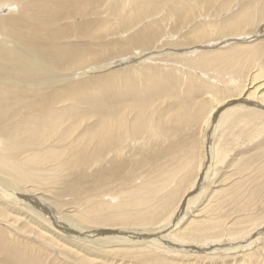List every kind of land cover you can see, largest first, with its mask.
Returning <instances> with one entry per match:
<instances>
[{
    "label": "bare ground",
    "instance_id": "obj_1",
    "mask_svg": "<svg viewBox=\"0 0 264 264\" xmlns=\"http://www.w3.org/2000/svg\"><path fill=\"white\" fill-rule=\"evenodd\" d=\"M216 1L0 0L6 11L0 13V264H45L41 255H23L26 250L44 251L59 264H183L181 258L193 260L186 264H252L250 247L264 239V231L252 230L263 218L235 236L220 231L224 218L203 214L229 189L221 187L195 209L197 220L179 228L185 205L189 209L202 194L190 193L209 177L204 160L226 157L211 137L221 129L224 137L233 135L228 131L240 124L257 130L264 124L255 119L264 116L260 48L203 49L227 45L224 38L261 35L256 22L264 0H251L215 32L204 27L184 43L167 40L171 36L157 20L164 6L185 26L199 17L201 5ZM219 1L218 12L235 2ZM104 23L105 35L95 34ZM104 38L102 46L88 41ZM169 46L193 47L161 53ZM197 66L235 69L237 75L214 71V82L210 70L204 76L190 71ZM141 74L148 89L139 84ZM216 79L226 91H218ZM103 90L124 99L115 97L117 108L108 111L101 103L87 114L76 107L86 93ZM223 236L249 238L221 251L214 246ZM136 248L140 256L128 254ZM239 249L236 260L223 255Z\"/></svg>",
    "mask_w": 264,
    "mask_h": 264
},
{
    "label": "rangeland",
    "instance_id": "obj_2",
    "mask_svg": "<svg viewBox=\"0 0 264 264\" xmlns=\"http://www.w3.org/2000/svg\"><path fill=\"white\" fill-rule=\"evenodd\" d=\"M249 1H251V0H249ZM249 1H247L243 4H241V3L239 4V0H235V2L233 4L234 6H231L230 8L226 9L223 12L217 11V8L220 6V4H222V1L218 0L212 6H207V5L203 4L200 6V9H199V12H200L199 17L188 22L185 26H184V24H180L181 21L178 19L177 15L174 16V14H172L171 12L166 13L165 11H166L167 7L164 8V6H163V7H160L159 10L157 11V12H159L162 9H164V10H162V17H158L157 20L161 21V24L166 29V32H169V34L171 36L167 40L171 41V43H176L177 41L183 40V43H184V41H186L187 38L194 37L195 34L197 33V31L201 30L204 27H210V28H212L213 32H215L216 27L221 26V24L223 22H227L234 15L240 14V12L243 13V11L245 10L244 8H248L249 6H251L252 1H251V3ZM248 2L250 4H248ZM10 9L12 10L13 7ZM6 10H8V9H6ZM4 12H6V11L5 10L0 11V13H4ZM105 15L107 16V13L104 14L102 18H104ZM256 23H257V27L258 28L262 27V29L264 31V14L263 13L260 16V19L257 20ZM102 26H105V27L96 29L95 34L105 35V28H107L108 26H106V24L102 25ZM110 27L116 28L115 25H113V24H112V26H109V28ZM244 36L241 35L240 37H233L231 39L230 38H226V39L224 38L222 40H227L228 41L227 45L224 44V45H218V46L207 47V48H205V46H203V49H207L208 51L214 49V50H220V52H224L227 49L234 47V46H244V45H251V47L255 46L256 48H260V50H258V51H261V53H262L261 56L257 57L258 58L257 61L259 60L261 62V64L264 65V32L261 33V35L258 34L255 36V33H254V34H247V37H244ZM222 40H220L218 42H222ZM88 41H89V43H92L94 47L105 45V38L102 40L89 39ZM230 42H231V44H229ZM205 44H207V43H205ZM205 44H203V45H205ZM192 47L193 46H183V47H180V46L170 47L169 46L166 48L163 47L161 49V50H163L161 53H163V52H165V53H169V52L170 53H172V52L180 53V52L185 51L187 49H190V48L192 49ZM142 59H144V58H142ZM117 63L120 64L122 62H117ZM248 63L249 62L246 59L243 60V64L245 65V67L247 69L250 67V65ZM98 65L100 66V64H98ZM180 68L181 67H178L177 70L181 73V71L179 70ZM185 69H188V68L185 67ZM189 69L191 72H193L197 76H199V75L204 76L206 71L210 70L209 72L213 73L212 75H210L212 77V80L214 79L213 76L215 78L218 77L214 74V71H218L217 69H219V68L214 67V66H208V67L197 66V67H193V68H189ZM100 70L105 71V70H110V69H100ZM137 70H139V68ZM91 71H93V70H91ZM217 73H219V75L221 77H226V78H230L233 75L234 76L237 75V71H235V69H226V68H221ZM140 77H141V80L139 83L140 86L142 88L148 89V80H149L148 77L147 76L144 77L143 74H141ZM262 78H264V74H263ZM216 82H217L218 88L220 89V90H218L220 93H222V91L223 92L226 91L225 86H224V82H222V81L219 82L218 79H216ZM202 88H204V87H202ZM201 92L203 93V91H201ZM115 97H116V99L121 98L120 95L117 96L115 94H110V93L105 95V90L97 91L96 94H92V93L88 92V93H86V95L84 97H81L80 99H78V101H76L75 105L77 108H80L81 111H84L85 114H87L88 112H91L92 108H93V110H97L98 108H100L98 105L99 103H101L103 105L101 107L102 109L108 111V109H110V108L111 109L117 108V105H113L114 103H116V101L112 102L113 100H115ZM179 97H182V96L179 95ZM123 99L124 98L117 100L118 103L121 102ZM105 103H107L108 107L104 106ZM229 105H231V104H229ZM229 105L225 106L224 110L227 109L228 107H230ZM85 107H87V108H85ZM238 108H240V107H238ZM91 113H93V112H91ZM256 117H257V118H255L256 124L261 122L264 119V116H262V115H258ZM231 123L233 124V122H231ZM243 125L240 124L238 128H236V129L233 128L232 130L228 131L229 132L228 135L233 134V133L234 134L227 136V137L225 136L226 138L222 135L223 134L222 129L211 137V141H213L214 145L220 144L221 148H223V152H222L223 155L222 156H224V154H226V157H225L223 162H220L222 159L221 155L216 157L215 159H213L211 161L208 158H206L204 160L203 170L206 171L207 168L211 169V170H209V173H208L209 177H207L206 179L203 178L202 182H200L201 180L199 181V183H201L199 186L204 185L203 188L201 187V188H199V190H197V186H196L195 190L190 193V194H192V196H194L196 194H201V193L202 194H201L200 199L196 203H192L191 205H189V209H188V207H186L187 205H185V210L183 212H181V215H179V221L181 223L179 228H188L190 225V223H189L190 221L197 220L195 218V216L197 215V212L195 211V209H199V208L203 207L204 205H207L209 202V199H211L212 196H213V198H216V196H217L216 191H218L222 188L223 189H229V190L233 191L231 194H229V196H233L234 198H228L229 196H226L225 198H223L220 201V203H215L216 202L215 201L213 203V205L209 208V210L212 209L211 212L210 211H204V213H203L208 218L209 217H214V218L215 217H221L222 219L224 218L223 220L225 221V223L227 222L226 223L227 225L225 224L226 225L225 229H222L220 231H224V230L225 231H231L230 233H233V234H235V236H237L240 233V231H244L245 229L247 231H250L251 229L248 228V226L250 223L253 222V220H256V219L262 217L263 220H261V221H264V124L262 123L263 130H262V128H261V130L260 129L257 130L255 128H253V125L250 124V122L247 123L246 125H244V127H243ZM230 126H232V125L225 126L224 128L227 127L226 129H230ZM240 126H242V127H240ZM209 132H210L209 130L206 131V134L204 136L205 139H207ZM222 136H223V138L221 140ZM206 142L208 144V140H206ZM220 142L224 145H222ZM202 146H205V144H203ZM202 148H204V147H202ZM214 161H216V162H214ZM209 162H210V164H209ZM210 165H211V167H210ZM222 181L224 183H222ZM229 187H232V188H229ZM233 187H236V188H233ZM198 192H200V193H198ZM249 195H250V197H249ZM188 196H191V195H189V193H187L183 197L182 203H184L185 200L189 198ZM0 208H1V205H0ZM247 208H248V210H247ZM181 218H183V219H181ZM155 227H157V226H155ZM260 227H262V228H260ZM260 227H258L259 229L256 228L252 231H264V224H262ZM148 228H151V226L147 225V226L139 227L136 229L134 228V229L136 231H146ZM131 229H133V228H131ZM172 229H174V228H172ZM97 230H100V229H97ZM161 230L162 229H158L156 231H161ZM176 231L182 232L181 229H176ZM146 236L147 235H145V237ZM225 237L226 236H223L222 238H220L221 239L220 240L221 242H219L220 244L215 245L214 247L215 248L218 247V249H220V248L223 249V247L225 248V247H227V245L229 246L232 243L242 244V243H244L243 241L248 240V238H249V236H247V237L243 238L244 240L243 239H239V240L237 239L235 241H231V239H229V237H226V238ZM252 237H253V235H252ZM261 238H262V236H261ZM0 243H1V246H2V244L4 245V243H2V242H0ZM137 248H141V247H137ZM186 248L190 249V247H188V246L183 247V249H186ZM250 248H252L253 255L251 257H249V255H248L247 257H249V260H251L252 264H264V239L262 238L259 241H256V243L254 242ZM211 249H212V247L209 250H211ZM190 250L192 251V249H190ZM241 250L242 249H239L238 251L236 250L234 252L230 251L231 253L227 252L224 254L223 253H220V254H223L227 258L232 257L233 259H235V258L241 257V254H243V251H241ZM26 251H22V254L27 256V257L32 256L31 258L37 259V257H40V255H41V257H43L42 258L43 262H44V259H47L44 262L45 264H53V263L59 264V262L57 261L56 258H52L50 260L49 255L47 253H44V251H41V250H38L39 252H37V250L36 251L26 250ZM30 252L32 254V255L30 254L31 256H29ZM35 252H37V253L35 254ZM44 254L46 257L44 256ZM128 254L140 256V254H142V252L137 249V250H134L133 252L128 253ZM200 254L202 255V253H200ZM234 254H235V256H233ZM212 255H214V254H212ZM25 256H23V257H25ZM200 260L204 261L205 259L201 258ZM49 261H51V262H49ZM189 261L192 262L193 260H190L189 258L188 259H182L181 258L178 261V263L186 264ZM164 263H166V262H163L160 264H164ZM239 263L244 264L242 262H239ZM245 264H249V261Z\"/></svg>",
    "mask_w": 264,
    "mask_h": 264
}]
</instances>
